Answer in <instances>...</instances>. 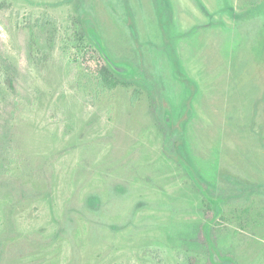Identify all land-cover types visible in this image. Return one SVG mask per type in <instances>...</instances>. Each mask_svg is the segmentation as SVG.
<instances>
[{
    "label": "rangeland",
    "instance_id": "obj_1",
    "mask_svg": "<svg viewBox=\"0 0 264 264\" xmlns=\"http://www.w3.org/2000/svg\"><path fill=\"white\" fill-rule=\"evenodd\" d=\"M78 16L131 87L73 64ZM0 40V264H264V0H0Z\"/></svg>",
    "mask_w": 264,
    "mask_h": 264
},
{
    "label": "trees",
    "instance_id": "obj_2",
    "mask_svg": "<svg viewBox=\"0 0 264 264\" xmlns=\"http://www.w3.org/2000/svg\"><path fill=\"white\" fill-rule=\"evenodd\" d=\"M68 33L69 39L76 41L74 48L79 53L78 56L73 55V64L79 66L81 65L83 68L87 69L90 74L96 78L97 86L102 90H113L119 86L131 87L132 84L136 82L134 80L131 82L127 78L121 77L110 68L95 45L89 42L81 16H78L73 21V27L68 31ZM54 47L55 32L53 31L52 27H47L46 25L34 26V28L30 27L28 46L29 58H32L36 52H38V54L42 53L41 55L46 54V52H52ZM84 47H86V50L83 53L81 48ZM1 55L2 49L0 43V57ZM80 57H82V59ZM7 82H9L10 87L13 90H16L13 77L9 78ZM139 92V89L135 88V97L139 96ZM0 121H2V124H0V172H6L10 161L8 160L7 162L8 158L4 153L3 143L6 144V135L10 129V118L3 113L2 116L0 115ZM211 213V206L208 205L207 214L211 215ZM208 264L213 263L212 261H209Z\"/></svg>",
    "mask_w": 264,
    "mask_h": 264
},
{
    "label": "water",
    "instance_id": "obj_3",
    "mask_svg": "<svg viewBox=\"0 0 264 264\" xmlns=\"http://www.w3.org/2000/svg\"><path fill=\"white\" fill-rule=\"evenodd\" d=\"M83 25L86 34L95 43V45L97 46L99 52L101 53L107 64L116 74L120 76H125V75H132L135 73V67L132 63L125 60H117L110 54L104 43L99 27L97 26L94 19L85 18L83 20Z\"/></svg>",
    "mask_w": 264,
    "mask_h": 264
}]
</instances>
